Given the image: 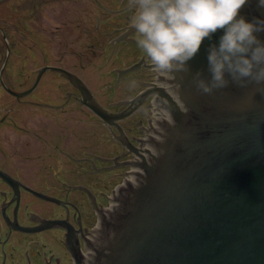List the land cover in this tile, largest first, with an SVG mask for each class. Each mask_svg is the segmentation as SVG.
Here are the masks:
<instances>
[{"label": "flooded vegetation", "instance_id": "flooded-vegetation-1", "mask_svg": "<svg viewBox=\"0 0 264 264\" xmlns=\"http://www.w3.org/2000/svg\"><path fill=\"white\" fill-rule=\"evenodd\" d=\"M14 1L18 17L11 23L18 32L10 39V55L4 43L3 63L19 60V71H4L3 81L19 91V119H0V171L14 180L13 187L0 176V264H75L96 238L111 188L127 177L129 163L144 154L163 118L162 86L137 47L129 24L132 0ZM1 25L8 37L7 25ZM51 67L73 73L90 93ZM89 94L115 115L111 122L86 105ZM27 107L39 110L38 117H23ZM6 124L19 133L9 139L11 146L1 135ZM43 220L61 223L36 234L10 226L41 227Z\"/></svg>", "mask_w": 264, "mask_h": 264}, {"label": "water", "instance_id": "water-1", "mask_svg": "<svg viewBox=\"0 0 264 264\" xmlns=\"http://www.w3.org/2000/svg\"><path fill=\"white\" fill-rule=\"evenodd\" d=\"M243 12L249 18L264 15L251 3ZM191 64V73L159 79L164 84L159 101L169 118L158 122L147 156L129 163L134 180L115 190L89 256L76 257V264H264V88L233 83L202 93L192 77L201 69L207 74V51ZM50 70L90 93L73 73ZM0 82L19 100V92L2 77ZM86 105L105 122L115 118L92 94ZM0 176L14 187L9 175L0 171ZM60 223L10 226L35 233Z\"/></svg>", "mask_w": 264, "mask_h": 264}, {"label": "clouds", "instance_id": "clouds-1", "mask_svg": "<svg viewBox=\"0 0 264 264\" xmlns=\"http://www.w3.org/2000/svg\"><path fill=\"white\" fill-rule=\"evenodd\" d=\"M264 0H132L129 24L155 79L191 73L207 51L204 69L192 77L197 91L213 94L235 83L264 88V15L249 18L246 5Z\"/></svg>", "mask_w": 264, "mask_h": 264}, {"label": "rangeland", "instance_id": "rangeland-1", "mask_svg": "<svg viewBox=\"0 0 264 264\" xmlns=\"http://www.w3.org/2000/svg\"><path fill=\"white\" fill-rule=\"evenodd\" d=\"M1 4H2V7L0 9V24H2V25L6 24L7 25L5 27L8 31V37H10V39H11V38L15 37V34H16L15 30L18 32L17 27H15V25H13L11 23V22L16 20V16L18 17V14L11 10V7H12V5L15 4V1L14 0H7L6 3L0 2V5ZM9 7H10V9H9ZM10 23L12 24L11 26H10ZM17 36H19L18 33H17ZM1 37H2V31H0V66L2 65L3 60H4L3 55L5 56V54H4V47H5L4 43H6V45L11 44L10 40L8 38L6 40H4ZM3 37H4V35H3ZM16 44L19 46V43H16ZM17 54H19V47H18L17 52H15L14 55L18 56ZM8 71L11 75H15L17 73V71H19V60H15L12 58L11 62H10V66L8 68ZM27 108L30 110L24 109L21 111L23 117H25V118L28 117L29 119H35L36 117H38L39 110H35L31 107L30 108L27 107ZM6 118L7 119H13V120L19 119V103L14 97L10 96L8 93L3 91V89L0 87V119L4 120ZM92 127H93V125L90 124V122H88V125L86 127L88 132H87L86 136L89 140H91L90 138H91V136H93V129H90ZM17 134H19L18 131L14 130V127H10L8 124H6L3 127L2 132H1V135L8 136L5 138H8V141H6V143L9 145H10L9 139H14V137H16ZM21 138H22V136H21ZM7 149L10 151L15 150L14 147H12V148L10 147ZM14 153H15V151H14ZM16 160H17V158H16ZM13 161H15V160H13ZM34 184L38 190H40V191L46 190V188L43 186V184L41 182L34 181ZM113 187H114V185H113ZM113 187L111 188V192L114 193V190H112ZM38 207L40 208L39 204H38ZM30 237H32V235H30ZM47 247H48V245H47ZM46 250L51 251L52 248L48 247V249L46 248Z\"/></svg>", "mask_w": 264, "mask_h": 264}, {"label": "bare ground", "instance_id": "bare-ground-1", "mask_svg": "<svg viewBox=\"0 0 264 264\" xmlns=\"http://www.w3.org/2000/svg\"><path fill=\"white\" fill-rule=\"evenodd\" d=\"M132 178H133V180H134V176H133Z\"/></svg>", "mask_w": 264, "mask_h": 264}]
</instances>
